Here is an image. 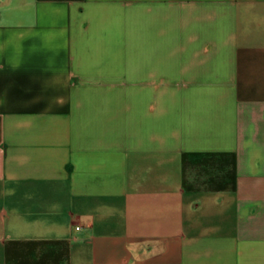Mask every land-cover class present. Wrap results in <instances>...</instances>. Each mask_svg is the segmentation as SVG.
<instances>
[{"label": "crops", "instance_id": "0c3cea01", "mask_svg": "<svg viewBox=\"0 0 264 264\" xmlns=\"http://www.w3.org/2000/svg\"><path fill=\"white\" fill-rule=\"evenodd\" d=\"M0 264H264V0H0Z\"/></svg>", "mask_w": 264, "mask_h": 264}, {"label": "built area", "instance_id": "2783aa9c", "mask_svg": "<svg viewBox=\"0 0 264 264\" xmlns=\"http://www.w3.org/2000/svg\"><path fill=\"white\" fill-rule=\"evenodd\" d=\"M74 229H78V226L74 227Z\"/></svg>", "mask_w": 264, "mask_h": 264}]
</instances>
